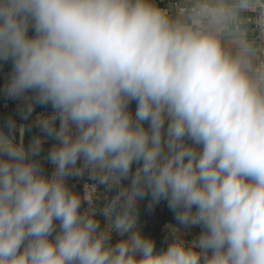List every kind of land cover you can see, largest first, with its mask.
I'll return each instance as SVG.
<instances>
[{"label":"clouds","instance_id":"obj_1","mask_svg":"<svg viewBox=\"0 0 264 264\" xmlns=\"http://www.w3.org/2000/svg\"><path fill=\"white\" fill-rule=\"evenodd\" d=\"M8 60L6 93L50 104L57 144L49 176L40 137L0 132V264H264V0H0ZM85 170L119 187L103 227L96 185L66 183ZM148 193L198 237L156 251Z\"/></svg>","mask_w":264,"mask_h":264},{"label":"crops","instance_id":"obj_2","mask_svg":"<svg viewBox=\"0 0 264 264\" xmlns=\"http://www.w3.org/2000/svg\"><path fill=\"white\" fill-rule=\"evenodd\" d=\"M167 0H164V5ZM30 30L29 35H32ZM12 74V61H0V87L7 84ZM33 105V111L26 114L25 110L28 104ZM50 104H40L35 101V94L31 91L24 93L18 97L16 105H11L6 99L0 98V132L10 134L8 122L12 120L15 122V129L13 133L17 142L20 140L19 129L24 128L23 143L27 148L30 146L35 137H40L43 141V150L40 154L41 166L44 173L47 175L49 170L48 153L57 141L53 137H49L44 133L41 128L34 125L33 115L36 111L43 108H51ZM130 111L134 114L136 109V102L133 101L129 105ZM147 127V123L145 124ZM78 165V162H77ZM137 164L132 165V170L128 178L122 180V186H129L131 183V175L134 174ZM81 178H77L73 183L68 186L72 191L81 195ZM119 187H109L105 184L102 185V193H118ZM136 226L137 229L147 238L155 242V250L162 251L168 247V240L171 235H177L182 238L196 239L201 232L198 226H185L181 225L176 220L175 212L168 206L167 200L161 199L158 202H153L151 194H146L143 198H139V204L136 205ZM178 229V232H173V229ZM121 237L118 235L116 241L118 242Z\"/></svg>","mask_w":264,"mask_h":264},{"label":"built area","instance_id":"obj_3","mask_svg":"<svg viewBox=\"0 0 264 264\" xmlns=\"http://www.w3.org/2000/svg\"><path fill=\"white\" fill-rule=\"evenodd\" d=\"M158 2L161 4V6H164V0H158ZM5 88H6V85L0 87V98H3V99H6L8 101V103H10L11 105H16L17 102H18V97H11L9 96L6 91H5ZM54 112L53 108H43L39 111H36L33 115V120H34V125L38 128H40L37 124V119L38 117H45V116H50L52 115ZM57 126L59 125V121L57 120ZM82 163L83 161L80 160L78 161V165L77 167H80L82 166ZM48 164H49V170H48V174L47 175H51V173L54 171V165L48 161ZM77 178H81L82 179V182H81V196L84 195V192H85V185H96V198H95V202H94V206L97 210V219L100 220V223H101V227H103L106 223V218L103 216L102 214V210L103 208L105 207V205L111 201V199L117 194V193H102V185L103 184H100L98 182L97 179L95 178H92L91 175H90V172L88 170H85L81 175H70L66 178V183L68 186H70L73 181ZM121 184H123L121 182ZM137 204H139V198L137 200ZM136 204V205H137ZM87 208V204L86 203H83L82 204V208L81 210L83 211L84 209ZM119 234L113 232L112 233V243H116V237L118 236ZM177 237V235H171L169 237V240H168V246L170 243L173 242V240ZM182 238V237H180ZM184 239L186 242H191L192 239H189V238H182Z\"/></svg>","mask_w":264,"mask_h":264}]
</instances>
